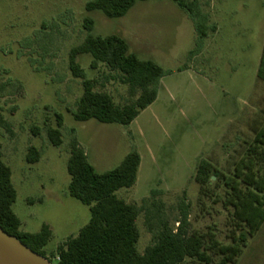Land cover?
<instances>
[{
  "label": "rangeland",
  "instance_id": "obj_1",
  "mask_svg": "<svg viewBox=\"0 0 264 264\" xmlns=\"http://www.w3.org/2000/svg\"><path fill=\"white\" fill-rule=\"evenodd\" d=\"M89 1L0 0V159L13 172L21 230L38 233L49 225L44 251L55 264L58 248L89 223L90 208L69 195L67 163L77 139L98 173L113 170L132 151L140 153L136 185L117 193L140 211V253L164 224L178 228L185 202L190 232L204 238L211 264L232 245L239 253L229 264H264V221L251 230L236 214L226 184L264 125V82L258 79L264 0H196L206 16L203 39L171 0L138 2L114 20L88 12ZM87 19L94 21V35L122 36L132 52L168 72L156 102L131 125L74 118L83 80L71 72L69 56L89 34ZM79 62L97 91L119 106L131 100L118 72L105 65L92 69L89 55ZM58 127L63 144L55 147L48 130ZM32 146L41 152L35 164L27 162ZM202 160L212 167L204 184L197 179Z\"/></svg>",
  "mask_w": 264,
  "mask_h": 264
},
{
  "label": "trees",
  "instance_id": "obj_2",
  "mask_svg": "<svg viewBox=\"0 0 264 264\" xmlns=\"http://www.w3.org/2000/svg\"><path fill=\"white\" fill-rule=\"evenodd\" d=\"M145 1L92 0L87 3L86 10L100 12L114 20L125 17L138 2ZM171 1L193 20L199 38H206V16L201 13L198 2ZM85 22L89 34L82 44L71 50L69 56L71 72L83 80V94L73 114L74 118L78 122L96 120L102 124L131 125L156 102L161 79L168 72L155 61L141 59L132 52L124 37L94 35V21L87 19ZM215 30L216 26H213L212 31ZM85 55L92 57V69L105 65L121 75V83L129 88L131 100L127 104L119 106L111 95L96 90V82L88 78L79 62ZM258 79L264 82V51ZM59 127L48 130L49 140L55 147L63 144ZM40 158L41 152L36 147H30L27 162L35 164ZM141 162L140 153L132 151L113 170L98 173L77 139H73L67 163L71 177L69 195L90 208L91 218L76 237L58 248V261L55 264H183L187 259L212 263L204 238L190 232V214L185 202L182 203L178 228L173 229L164 224L154 234V243L144 253L139 252L137 245L140 232L137 223L140 211L135 205L120 199L117 193L136 185ZM211 169L209 161H201L197 175L201 184L210 179ZM12 176V169L0 159V227L47 258L44 248L51 238L52 230L49 225H44L38 233L21 230V220L13 209L18 194ZM226 182L233 192L236 214L251 230L257 229L264 221V125L257 131L247 153L237 163L233 177H229ZM245 240L243 235L240 241L244 243ZM223 250L226 254L218 264H229L239 253V247L235 245Z\"/></svg>",
  "mask_w": 264,
  "mask_h": 264
},
{
  "label": "water",
  "instance_id": "obj_3",
  "mask_svg": "<svg viewBox=\"0 0 264 264\" xmlns=\"http://www.w3.org/2000/svg\"><path fill=\"white\" fill-rule=\"evenodd\" d=\"M0 264H52L0 227Z\"/></svg>",
  "mask_w": 264,
  "mask_h": 264
},
{
  "label": "crops",
  "instance_id": "obj_4",
  "mask_svg": "<svg viewBox=\"0 0 264 264\" xmlns=\"http://www.w3.org/2000/svg\"><path fill=\"white\" fill-rule=\"evenodd\" d=\"M140 29H144V27L143 26H140V27H138L137 26V30H140ZM131 48V47H130ZM263 51H264V39H263V50H262V53H263ZM22 223V222H21Z\"/></svg>",
  "mask_w": 264,
  "mask_h": 264
}]
</instances>
